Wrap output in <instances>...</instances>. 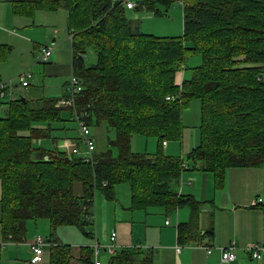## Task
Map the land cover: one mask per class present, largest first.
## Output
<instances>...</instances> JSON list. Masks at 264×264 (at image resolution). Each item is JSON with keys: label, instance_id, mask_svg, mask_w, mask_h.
<instances>
[{"label": "trees", "instance_id": "16d2710c", "mask_svg": "<svg viewBox=\"0 0 264 264\" xmlns=\"http://www.w3.org/2000/svg\"><path fill=\"white\" fill-rule=\"evenodd\" d=\"M9 1L21 15L68 10L72 68L84 84L77 104L89 121H106L116 138L109 137V146L94 150L88 159L56 146H35L37 139L55 142L52 123L66 121L58 98H0L6 105L0 116V246L22 241L26 221L39 217L50 219L53 235L64 223L89 235L95 191L100 188L109 196L122 181L131 184L134 208L189 205L193 217L178 224V237L198 238L202 202L179 192L184 160L162 150L150 155L132 149L135 134L155 135L162 147L167 138H181L182 107L195 97L202 101V123L200 143L190 155L198 168L212 172L219 185L229 167L264 166V0H182L184 34L175 37L144 32L128 18L124 0ZM156 1L147 5L153 8ZM88 47L97 57L90 66L84 57ZM190 51L201 53L203 63L180 83L177 76L187 68ZM169 95L174 98L167 99ZM76 182L82 183L80 195L74 191ZM255 200L264 214V203ZM211 219L205 234L212 238L213 214ZM49 240V264H70L71 245L53 236ZM93 256V247L82 248L81 260L93 263ZM153 259L151 248L125 247L112 255L110 264H153Z\"/></svg>", "mask_w": 264, "mask_h": 264}, {"label": "rangeland", "instance_id": "374dc122", "mask_svg": "<svg viewBox=\"0 0 264 264\" xmlns=\"http://www.w3.org/2000/svg\"><path fill=\"white\" fill-rule=\"evenodd\" d=\"M128 1L135 4V7L132 10L127 9L126 14L128 18L132 19L136 24H139L144 32L153 33L158 36H183L184 7L178 0H174L170 3L163 0H157L153 8H150L147 5L148 2L153 0ZM53 39H55V42H53ZM4 44L12 47L5 56L0 58V82H6V85H8V91H14L15 95H23L28 98H38L43 96L61 98L64 94L70 92V83L72 76L75 73L72 69V39L68 28V10H66V8L62 7L59 10L39 9L35 13V16L30 18L26 15L15 13L12 3L0 0V48ZM42 45L52 46L54 49L53 56L50 59L51 62L49 61V63L40 61L39 59V46ZM186 46L190 47L192 45L187 41ZM4 50V48L1 49V51ZM84 57L86 66L92 65L97 59L96 52L92 47H88ZM185 62L187 68L184 70V79L190 78L193 70L203 63V55L198 52L190 51L186 56ZM55 63L60 67V70L53 71L51 69V66ZM22 73L31 74L30 77L27 78L29 86L21 85L20 75ZM181 76L182 72L178 74L177 79H180ZM62 115L66 121L52 123V127L55 128L53 129L52 136L61 138L78 135V122L72 118L71 110L69 108H64L62 110ZM182 123L183 132L181 138H167V145L162 147L158 137L155 135L147 136L144 134H135L132 139V149L136 152L147 153L150 155H154L162 150V153L164 154L182 158L184 160L183 164H186L187 166L184 169L185 174L182 175V181L180 184L183 188V185H186V187L189 186L191 180L194 182V176H192V173L197 171L195 167L199 163L195 162L190 153H192L193 149L200 143V125L202 123V101L200 98L195 97L191 99L189 104L182 107ZM41 124L46 125V123ZM64 124L68 127L67 130L57 129L64 127ZM91 129L96 137V141L98 133H100L102 136L100 144L104 147L109 146V137L110 139L116 138L115 130L112 127H109L106 121H98V119L94 118ZM43 139L42 143H40L41 139H37L35 146H40L46 149L52 148L54 139L50 137ZM112 149L114 153H117L116 146H112ZM198 173H200L198 175L203 176V173ZM189 179L191 180L188 181ZM198 179L199 178H197V180ZM195 184L196 182L194 185ZM203 184L202 180V182L198 183L197 187L202 188ZM214 184L210 178L209 187L212 188V191L214 190ZM79 185H81L79 182L75 183L74 190L76 194L79 192V194H81ZM115 191H117V198L115 201L118 202L119 205L124 204L125 206H128V211L134 210L132 209L131 184L128 181L119 182L115 185ZM95 195V202L92 208L94 216L96 215V219L90 221L86 226V230L90 234H92V232L94 233V240L90 238V234L87 235L84 230L76 224L64 223L58 227V230H56L57 235L61 236L64 241L70 242L71 246L73 245V248L76 245H93L96 240L103 245L109 244L110 236L115 232V230L105 231L103 223L101 222L99 227L97 226L98 206H100L102 210L109 209L111 201L105 200L110 197L100 188L96 190ZM163 208H165L163 205L153 203L146 208L140 209L144 211V213L145 209L148 211L159 209L161 213L164 211ZM159 216L163 217V219L156 220L160 225L164 223L166 218L170 217L172 220L175 217L173 214L167 215L166 213H162ZM38 219V227L35 223L33 226L40 229H34L33 234L28 236L27 240L15 244L16 246H11L13 245L12 243L8 244V248L0 252V259H3V261L0 260V264H25L24 259H26V249L24 246H21L22 244L26 245L28 243L33 257L34 253L30 242L35 240L38 236L47 238L52 232L49 218L43 217ZM98 230L99 234H97ZM143 233L144 231H142V234ZM48 248L49 247L46 249L44 261L40 264H49ZM111 257L112 254H110V252L103 251L99 256V259L103 264H110Z\"/></svg>", "mask_w": 264, "mask_h": 264}, {"label": "crops", "instance_id": "0c3cea01", "mask_svg": "<svg viewBox=\"0 0 264 264\" xmlns=\"http://www.w3.org/2000/svg\"><path fill=\"white\" fill-rule=\"evenodd\" d=\"M5 1L12 3L9 0H5ZM134 7L127 9L132 10ZM60 8L46 9V10H59ZM35 13L26 16L33 18L35 16ZM53 42H55V39H53ZM3 46H6L7 49L1 51L0 58L5 56L9 52V50H11L9 49V47L11 46H8L6 44H4ZM51 69L53 71H58L60 70V67H58V65L55 63L51 66ZM183 77H184V71L182 72V76L179 79L180 83L184 79ZM27 86H29V84ZM32 99L35 100L37 98H32ZM0 111H1L0 116L3 115L6 111V105L1 102H0ZM93 120H90L91 124L93 123ZM57 129L67 130L68 127L64 124V127H60ZM94 139L96 143L95 151H102L107 148L100 144V141L102 139L100 133H98L97 141L95 136ZM43 140L44 139H41L40 143H42ZM167 143L163 144V146L167 145ZM76 144L77 145L81 144L79 138V132L78 135L74 137H67V136L61 138L57 137L56 141L55 142L53 141L52 148L56 146L57 148L61 150L64 149L68 152V149H70L71 146H74ZM82 149H84L83 146ZM195 169L197 171L195 173H192V176H194V182L191 179H189L188 181L191 180L190 181L191 186L189 185L186 187V185H183L182 188V185H179V190H180L179 192L182 194H192L199 201L202 202L200 204L198 225L197 228L195 229V231L196 230L202 231V233L198 236V238L186 239L184 237L182 240H180L178 237V224L182 222H188L193 217L192 210L189 205H183L178 208H170V209L163 208L164 211L161 213L159 209H152L151 211L145 209V213H144V211H142L140 208H134V207H132V209L134 210L128 211L129 209L128 206H125L124 204L119 205V203L115 201V199L117 198L116 197L117 191H115V187L114 190L109 195L110 198L105 199L111 201V205H109L110 206L109 209L102 210V208L98 206L97 226L99 227L101 222L103 223V228H105V231L115 230L117 250H120L125 247H131V248L137 247L139 249L151 248L154 252L153 264H264V255L261 258H257V259L252 258L250 257L249 253L244 249L245 246L249 243H253V242L264 243V214L261 208H259L254 204L255 199H261V202L264 203V166L229 167L225 171L223 183L219 185L216 183L215 175L212 172L201 170L200 168H198V164L195 167ZM198 172L203 173V176L198 175L200 174ZM183 174H185V170L183 171L182 175ZM200 176L202 179L200 178ZM197 178L199 179L197 180ZM210 178L213 184L215 182L213 191L212 188L209 187ZM202 180L204 183L203 187L198 188L197 185L198 183L202 182ZM181 181H182V177H181ZM195 182L196 184L194 185ZM79 183L81 184L79 185V189L82 194L83 192L82 183L81 182ZM74 189H75V185H74ZM79 193L77 194L80 195ZM1 197H2V181L0 179V243H2L3 240L2 225H1V218H2ZM95 197L96 195H94V198ZM137 210H141V211H137ZM162 213H166L167 215L173 214L175 217L172 220L170 217L166 218L164 220V223L160 225L158 222H156V220L163 219L162 216H159ZM212 214L214 219L215 233L211 238L205 234V231L211 225ZM39 218H43V217H39ZM95 219H96V215L94 216L93 220ZM167 219H169V222H166ZM34 223L38 227L39 219L38 218L28 219L26 221V231L24 234L25 238L22 241H9L4 243L2 246H0V252L6 250L8 248V244L10 243L13 244L11 246H16L15 244L27 240V237L33 234L34 229H40L34 227L33 226ZM58 227L56 228V230H58ZM56 230L54 231V235L52 234L53 232L52 230L50 236H53V238L55 239L57 238L61 242L69 243L71 245L70 242L64 241L61 236L57 235ZM141 230L144 231L143 234ZM97 234H99V230L97 231ZM50 236L46 238L48 240V244L45 245V255H46L47 247H49L47 251L48 255L50 254V246L51 243H53V241L49 240ZM90 236H91L90 238L94 240L95 236L93 232L92 234H90ZM232 242H235L238 247L237 258L235 260L225 262L221 258L219 247L227 246ZM178 245H180L181 247L179 250L177 249ZM21 246H24L26 249L25 250L26 259H24L25 264H40L41 262L44 261V257H43V261L39 263L34 262L32 260L33 258L32 251L28 243L26 245L22 244ZM87 246L91 248L93 247L92 244L85 246L76 245L74 248L73 245L71 246L73 258L71 259L70 264H95L94 263L95 255L93 256L94 258L93 263L92 262L86 263L80 259L82 248ZM208 246L212 248L210 252L207 249ZM103 251H107V250L101 248L97 257L98 259L101 253H103ZM0 260L3 261V259ZM100 264H103L101 260H100Z\"/></svg>", "mask_w": 264, "mask_h": 264}, {"label": "built area", "instance_id": "2783aa9c", "mask_svg": "<svg viewBox=\"0 0 264 264\" xmlns=\"http://www.w3.org/2000/svg\"><path fill=\"white\" fill-rule=\"evenodd\" d=\"M181 3H184L180 0ZM124 3L128 8H132L135 4L131 1L124 0ZM72 38V34H70ZM53 47L48 45H42L39 47L40 61L48 62L50 61L51 57L53 56ZM30 73H22L20 75V82L22 86H27L29 84L28 77H30ZM8 85L6 82H0V98L1 99H16L17 95H15L14 91H8ZM84 84L82 79L78 75H73L72 80L70 83V92L64 94L63 97L57 100V106L69 108L72 113V118L78 122V132L81 144H76L71 146L68 149V152L71 154L82 155L85 158H90L93 154V151L96 149L95 139L91 129V122L87 119L88 112L85 109H81L80 106L77 104L78 96L83 92ZM173 95L167 96V99H173ZM167 140H164L163 144H166ZM82 146L84 149H82ZM186 166V164H184ZM106 182L104 181V184ZM256 202V200H255ZM94 214H90L89 219L93 220ZM166 222H169L167 219ZM48 244V240L42 236H38L35 240L30 242L31 248L33 250V258L34 262H41L43 261V257L45 255V245ZM94 248V255H95V264H100V260L97 258L101 248L106 249L110 253L114 254L117 251L116 245V232H113L110 236V243L103 245L99 241L93 244ZM181 247L180 245L177 246L179 250ZM237 244L232 242L227 246L219 247L221 258L225 262H229L235 260L237 258ZM208 251L212 250L211 247H207ZM249 253H251L254 257L260 258L264 253V243L262 242H253L249 243L244 248Z\"/></svg>", "mask_w": 264, "mask_h": 264}, {"label": "water", "instance_id": "95a60500", "mask_svg": "<svg viewBox=\"0 0 264 264\" xmlns=\"http://www.w3.org/2000/svg\"><path fill=\"white\" fill-rule=\"evenodd\" d=\"M22 98H25V97H22Z\"/></svg>", "mask_w": 264, "mask_h": 264}]
</instances>
